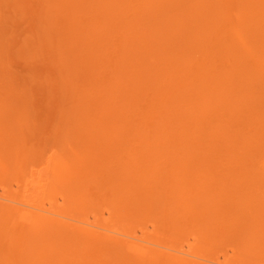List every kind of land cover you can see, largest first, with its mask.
<instances>
[{"label": "bare ground", "instance_id": "1", "mask_svg": "<svg viewBox=\"0 0 264 264\" xmlns=\"http://www.w3.org/2000/svg\"><path fill=\"white\" fill-rule=\"evenodd\" d=\"M73 3L80 4L75 11L80 9L82 15L75 16L77 20L68 17L66 26L73 27L72 32L63 26L59 32L78 31L90 40L86 48L91 55L97 49L101 58L114 54L115 59L101 66V60L93 61L85 48L78 57L76 50L68 55L63 51L64 56L55 49L50 52L56 55L52 53L56 61L52 67L60 63L56 58H64L62 71L63 66L70 67L68 63L76 67L74 73L95 66L104 70H93L86 88L81 74L76 81L71 77L72 88L62 99H74L66 101L74 111L68 115L65 109L59 111V105L54 114L58 118L51 119L63 116L64 128L60 120L55 129L48 128L44 123L49 116L34 120L25 106L28 89L24 87L25 99L17 97L16 86L7 79L9 71L0 72L3 80L8 76L1 88L12 87L0 97V173L12 169L9 176L19 179L20 186L28 169L21 164L43 158L40 186H34L36 178L31 177L24 191L34 188L37 196L50 188L54 193L63 184L61 200L67 207L73 201L77 205L104 201L108 216L121 221L119 231L127 226L124 219L149 221L151 228L166 234L165 239L178 241L191 233L193 241L188 250L183 244L159 250L160 244L151 243L148 236L149 240L130 236L128 227V233L122 232L136 240L121 238L115 225L112 229L94 224L90 217L78 218L82 212L76 218L79 208L70 216L69 207L63 208L65 213L56 208L53 212L46 205L20 202L2 192L0 264H207L212 261L204 258V252L219 247L231 248L234 257L224 263L227 259L222 256L223 264H264V0ZM50 14L46 18L53 21ZM34 43L38 46V41ZM79 58L86 63L82 69H77ZM58 70L64 76L58 80L69 85L70 74L68 78ZM142 241L150 243L145 246Z\"/></svg>", "mask_w": 264, "mask_h": 264}, {"label": "rangeland", "instance_id": "2", "mask_svg": "<svg viewBox=\"0 0 264 264\" xmlns=\"http://www.w3.org/2000/svg\"><path fill=\"white\" fill-rule=\"evenodd\" d=\"M43 1V2H42ZM60 1V2H59ZM6 2V3H5ZM53 2V3H52ZM74 2V0H72V2L71 1H68V0H0V25L2 26H0V34H1V32H2V34L0 35V72L2 73V74H4L3 72H7V70L9 71V73H10V78H7V79H11V80H9L8 82H10V83H12L13 85H11L10 84V86H13V87H15L16 86V91L14 90L13 91V94H16L17 95V97H20V98H23V99H25V96H26V91L25 90H27L28 89V94H27V101H26V103H25V106H27V107H29V113L30 112H33V114L32 115H34V117H33V119L35 120V116L36 117H38L39 118V116H44L45 118L47 117V116H49L48 117V119L46 120V122L44 123L48 128L50 127V128H52V129H55L60 123V126L62 127L63 126V128H64V126L66 125V122L64 121L65 119H63L62 117V120H61V118L60 119H56L57 120V122H56V120L55 121H52L51 119H53L54 120V118H56L55 116H54V114L55 113H57L58 111H57V107L60 105H62V107H61V109L62 110H59V111H63L64 109H65V113L66 114H68L69 115V113H67V112H71V110H72V106L73 105H71V103L69 104L70 105V107L67 105L68 104V102L69 101H71V100H74V99H71L70 98V100H66L65 99V101H63V99H62V97H64L65 95L64 94H67V93H69V89L70 88H72V85H73V83H74V81H73V79L76 81L78 78H77V76L79 75V74H81V76H80V81L81 82H85L84 83V85L82 86V88H86V87H88V84H90V82H91V78H93L92 77V74L94 73V71H97V67L95 66L94 67V69H93V67H92V69H90V71H87V72H85V70L83 69V70H80V72L81 73H79V72H75L74 73V71L76 70V67H71V65H70V63H68V65L71 67H68V66H63V71H62V66H61V60H63L64 58H61V57H59L58 59L56 58V60H58V61H60V63H58V64H55L56 65V67H57V69L55 68V65H54V67H52L53 65L51 64V63H56V61H54V58H51L53 55H55L54 54V51H59L58 53H61V56L63 55V53L65 52V53H67V55L68 54H70V53H72L71 51L73 50V51H75L77 54L74 56V57H78V55H79V51L81 52L82 50H83V48H85V50H86V53L87 54H89V55H91L88 51L90 50V47H87L86 48V46L89 44V42L88 41H90V40H88L85 36H83V34H81V33H79L78 31H75V32H73V34H75V35H73V34H68V33H64V30H63V32H59L60 30H62V29H60V27H66V31L68 32H72L71 30H72V28H71V30H68L67 28V26H66V24L68 25V17L70 18V19H72V20H74L73 19V17H75V16H78L80 13H78L77 12V10H80V9H78V8H80V7H78V6H80V4L79 5H77V4H75V3H73ZM56 3V4H55ZM64 3V4H63ZM68 3H69V5H68ZM52 5V6H51ZM9 6V7H8ZM75 6H77L78 8L76 9V11H75ZM70 8H72V9H74V11H69L70 10ZM71 9V10H72ZM63 10H65V12H63ZM66 10H68V11H66ZM41 11V12H40ZM61 11H62V13H61ZM86 12V16H88V12H87V10H85ZM45 13V14H44ZM51 13V14H50ZM56 13V16L53 18V15ZM60 13H61V15H60ZM49 14H50V18H52L53 19V21L52 20H49V17H47L46 18V16H49ZM69 14V15H68ZM58 15H60L59 17H58ZM65 15H66V17H65ZM74 15V16H73ZM80 15H82V14H80ZM79 15V16H80ZM39 16V17H38ZM44 17V21H42V22H40L39 20H41L42 19V17ZM38 18H39V20H38ZM46 18V19H45ZM79 18V17H78ZM81 18H82V16H81ZM75 19L77 20V17H75ZM84 19V18H83ZM81 20V19H80ZM62 21V24L60 23ZM65 21V22H64ZM59 22L60 23V26H58V24L57 23ZM78 22V21H77ZM56 24V25H55ZM73 24V23H72ZM54 25L56 26V28L54 27ZM76 24H74V26H75ZM70 27V26H69ZM4 32V33H3ZM40 32H42V33H40ZM36 33L39 35V36H36ZM35 37H37L35 40L36 41H38V43H36V44H38V46L37 45H35V46H32V44H35L34 43V41H33V43L31 44V39H34ZM44 38H46L45 39V41H44ZM25 39H26V41H25ZM38 39V40H37ZM23 40H24V42H23ZM43 40V41H42ZM28 41V42H27ZM48 41H49V44H48ZM30 42V43H29ZM45 42H47V46L45 45V44H43V43H45ZM71 42V43H70ZM25 43H28V44H26L27 45V47H26V45H25ZM30 44V45H29ZM42 44V46H46L45 47V50H44V48H43V50L41 49L42 47L40 46ZM51 44H55V45H51ZM59 44H62V46L59 48L57 45H59ZM3 45V46H2ZM20 46H21V49H20ZM52 46V47H51ZM3 47V48H2ZM33 47H35L34 48V50H31V48L33 49ZM30 48V49H29ZM38 48V49H37ZM53 49H55L52 53H53V55H52V53H50ZM2 50V51H1ZM18 50H19V52H18ZM28 51V53H25L26 51ZM33 51V52H31V51ZM43 52H42V51ZM66 50H67V52H66ZM7 51V52H6ZM61 51V52H60ZM64 51V52H63ZM70 51V52H69ZM12 52V53H11ZM25 54H23V53ZM35 52H37V54L35 53ZM75 52H73V53H75ZM8 53V54H7ZM18 53V54H17ZM23 54L24 55V57L23 56H21V54ZM32 53V54H31ZM3 54V55H2ZM56 54H57V52H56ZM60 55V54H59ZM113 55V56H112ZM111 55V58H110V56L109 57H107L106 59H104V58H101V55H100V52L97 50V49H95L94 51H93V53H92V55L91 56H93V61L94 60H101V66L102 65H104V63H108L109 64V62L111 63V61L113 62V59H115L114 58V54H112ZM56 56V55H55ZM58 56V55H57ZM64 56V55H63ZM70 56V55H69ZM30 57V58H29ZM32 57V58H31ZM73 57V58H74ZM80 57H81V55H80ZM29 58V59H28ZM70 58V57H69ZM26 59H28V60H30L31 59V62L32 61H35V62H28V60H26ZM2 60H4V61H2ZM41 60V61H40ZM79 60H80V62H77L78 63V66L79 67H77V69L78 68H80V69H82L81 67L82 66H84L86 63L84 62V61H82L80 58H79ZM91 60H92V57H91ZM110 60V61H109ZM54 61V62H53ZM68 61V60H67ZM106 61V62H105ZM2 62V63H1ZM108 64H105V65H108ZM58 65V66H57ZM115 65V64H114ZM2 66V67H1ZM59 66H60V71L58 70L59 69ZM116 67H117V65H115ZM104 67H106V66H103V68ZM111 68L110 69H112V70H114V66H113V64H111V66H110ZM113 67V68H112ZM5 68L6 69V71H5V69L3 70V69ZM66 68V69H65ZM75 68V70H73ZM50 69H53V70H50ZM108 69V68H107ZM107 69H105V70H107ZM56 70H58L57 72H61V74H65V76H67L68 78H69V74H70V78L72 77H74L73 79L71 78V82H70V84L69 85H67V86H64V83H63V79L61 80V78H60V81L58 80V76H59V74L58 73H56ZM67 70V71H66ZM73 70V71H72ZM94 70V71H93ZM3 71V72H2ZM48 71L50 72V71H52V73L53 72H55V73H53L55 76H56V74H58L56 77L53 75V76H51L50 77V75H52V74H50L49 76L47 75L48 74ZM37 73L38 72V74H37V76H36V74L34 75L33 73ZM69 72V73H68ZM71 72V73H70ZM98 73H103L104 72V70L102 71L101 69H99L98 71H97ZM9 73H8V75H9ZM43 73V74H42ZM2 74H0V84L3 82V81H5V82H3V83H6L7 82V80H5L6 79V77H8L7 75H6V77L4 78V80H3V75ZM6 74V73H5ZM4 74V75H5ZM33 74V75H32ZM60 74V75H61ZM95 74V73H94ZM39 75V76H38ZM40 75H42V76H40ZM94 76V75H93ZM35 77V78H34ZM59 77H64L63 75L62 76H59ZM29 79V80H28ZM53 80V81H52ZM21 82V84H20V82ZM16 82V83H15ZM52 82V83H51ZM60 84H59V83ZM48 83H50V84H48ZM77 83H79V82H77ZM76 83V84H77ZM52 84H54V85H52ZM81 83H79V85H80ZM8 84H6V86H7ZM26 85V86H25ZM64 87H63V86ZM85 85H87V86H85ZM1 86L2 85H0V97L3 95V96H6L5 94H8L7 92H8V89H9V91L11 90L12 91V87H8V89H6V87L3 89V88H1ZM21 86H23V87H21ZM78 86V84L76 85V87ZM85 86V87H84ZM3 87H4V85H3ZM24 87H26V88H24ZM66 87V88H65ZM69 87V88H68ZM19 88V89H18ZM17 90L19 91V92H17ZM1 91H2V93H1ZM5 91V93H3ZM25 91V92H24ZM21 92V93H20ZM31 92V93H30ZM60 92V93H59ZM56 93H59L60 95H61V97H58L59 96V94L57 95ZM2 94V95H1ZM19 95V96H18ZM68 95V94H67ZM95 95V97L96 96H98L97 94H94ZM83 97L84 96H81L80 95V99H83ZM2 98V97H1ZM79 98V97H78ZM98 98V97H97ZM76 100V99H75ZM66 101H68V102H66ZM78 102V101H77ZM74 104V103H73ZM34 105V106H33ZM65 105V106H64ZM20 106H23V104H20L18 107L19 108H21ZM64 106V107H63ZM95 107V106H94ZM23 108V107H22ZM70 108V109H69ZM31 110V111H30ZM57 112H56V111ZM72 111H74V110H72ZM76 112V111H75ZM60 113V112H59ZM58 113V114H59ZM71 113H73V112H71ZM31 114V113H30ZM61 114V113H60ZM60 114H59V116H60ZM39 115V116H38ZM71 116V115H70ZM72 116H73V114H72ZM54 117V118H53ZM69 117V116H68ZM42 118V117H41ZM58 118V117H57ZM65 118V117H64ZM66 119H67V116H66ZM70 119V118H69ZM60 120V123L59 124H57L58 123V121ZM68 121V120H67ZM71 121V120H70ZM73 121V120H72ZM49 122H51L52 124H54V126L52 125V124H50ZM55 122H56V125H55ZM65 122V123H64ZM68 126V125H67ZM33 127V126H32ZM66 127V126H65ZM50 133H52L51 131L50 132H48V134H50ZM50 149V148H49ZM51 150V149H50ZM49 150V151H50ZM52 151V150H51ZM51 151L50 152H48V154H50L51 153ZM0 155H2V152L0 151ZM1 157V156H0ZM43 159V158H42ZM41 159V160H42ZM38 159H35V161H34V159H31L30 161H28L27 163H26V165L25 164H21V167H23V166H27L28 167V169H27V167H23V168H25V169H23V170H26L27 169V171H26V173H24V174H26V176H24L25 178H26V181H28V180H30V178L32 177V179H34V178H36V183H35V185L34 186H40V183L42 182V179H41V181H40V183L38 182V179L37 178H40V177H42V175L40 176V173L43 171V172H45V170L43 169L44 167H45V164L44 165H40L39 166V163L41 164V160H40V162H39V160L37 161ZM36 162V163H35ZM32 164H34L33 166H32ZM28 165H31L30 167L28 166ZM36 165V166H35ZM38 165V166H37ZM43 167V168H42ZM7 168H9V167H7ZM22 169V168H21ZM20 169V170H21ZM11 170L12 169H10V171H9V169H6V171H3L4 173H5V176L4 177H2L4 174H2V173H0L1 174V176H0V178L2 179L3 178V180L6 178L7 180H4V181H1L0 180V193H5V195L7 194V195H9V196H11L12 198L14 197L15 199H18V201H20V202H30V203H33V204H36V205H39V206H42V205H46L45 206V208L47 209V207H48V209L50 208L51 209V211H53V212H57L56 210H58L59 212H60V210H61V213H65L64 212V209L66 210L68 207V215H72V214H74L73 212H74V209L76 208V210H75V212L78 210V208L79 209H81V211L79 212V213H75L74 215L76 216V218L79 216V214L82 212V214H81V216H79L78 218H81V219H84V217H87V218H89L88 220H90V221H92L93 220V223L95 222V221H97L96 223H98V225H99V223H104V224H102L101 226H103V227H107V226H111V228L113 229V227L112 226H117L116 227V229H115V231L117 230V231H119L118 230V227L119 226H122V224L120 225V222L118 221L119 219L118 218H115V217H110V216H108V214H107V206H108V204H106V202H105V204H103L104 203V201H100L103 205L102 206H99V203L100 202H98V204L97 203H95V202H92V204H84V205H86V207H88V209L87 208H85V207H83L84 205H82V204H80V203H78V205L77 204H75L76 202L75 201H71L72 202V205L71 206H68L67 207V204L65 205V203H63L62 202V198H61V194H62V192L64 191V189H66L64 186L65 185H63V184H60V187H59V191H56V192H54V193H52V192H50L51 190H50V188L49 189H47L48 190V192L49 193H47V190L45 191L46 193H44V194H41V195H37V196H35L34 194H36V192H34L36 189H34V188H32V190L30 189L29 191L27 190H25L24 191V188H25V183H26V181L24 180V179H22V180H24V181H21V183H19L20 184V186L19 185H17L16 184V180H19V179H17V178H15L14 179V177H11V176H9V174L11 173V175H12V172H14V171H12L11 172ZM31 170V171H30ZM9 172V173H8ZM20 174H23V172H21L20 171ZM23 174V175H24ZM37 174V175H36ZM44 174V173H43ZM36 177H35V176ZM13 176V175H12ZM19 178V177H18ZM23 178V177H22ZM43 178V177H42ZM20 179H21V177H20ZM6 181V182H5ZM15 181V182H14ZM18 183V182H17ZM14 184V185H13ZM29 186H31V185H29ZM11 187V188H10ZM64 187V188H63ZM21 188V189H20ZM3 189V190H2ZM27 189V188H26ZM60 189H62L61 191H60ZM7 190V191H6ZM50 190V191H49ZM10 191V192H9ZM23 192V193H22ZM32 192V193H31ZM28 193H29V195H28ZM57 193H58V195H57ZM14 194V195H13ZM59 194H60V196H59ZM45 195V196H44ZM44 196V197H43ZM20 198H21V200H20ZM39 198V199H38ZM58 198V199H57ZM24 199V200H23ZM36 200V201H35ZM48 200H49V202H48ZM34 201V202H33ZM43 201V202H42ZM47 201V202H46ZM46 203V204H45ZM64 204V205H63ZM96 204H97V206H96ZM77 205V206H76ZM82 205V206H81ZM105 205H106V207H105ZM75 206V207H74ZM22 207H26V206H22ZM73 207V208H72ZM82 207H83V209H82ZM99 207V208H98ZM56 208V210H54ZM60 208V209H59ZM64 208V209H63ZM49 209V210H50ZM53 209V210H52ZM70 209H71V211H70ZM87 211H86V210ZM102 209V210H101ZM106 209V210H105ZM38 210V209H37ZM82 210H85V211H82ZM32 212H36V213H40V211H36V210H32ZM70 212H72V213H70ZM78 212V211H77ZM103 212V213H102ZM96 215V216H95ZM103 215V216H102ZM53 217H55V215L53 216ZM58 217V216H57ZM83 217V218H82ZM96 217V218H95ZM62 217H60V219H61ZM74 218V217H73ZM98 218V219H97ZM128 218V217H127ZM130 218V217H129ZM62 220H64V219H62ZM87 220V219H86ZM121 220H123V219H121ZM125 221H126V219H124ZM131 220V219H130ZM66 221V220H65ZM68 221V220H67ZM125 221H123L124 222V224H123V226H125V225H127L126 226V228L125 227H123V228H125V230L127 229V227H128V231H129V234H130V236L131 235H134V234H137V235H135L136 237H144V239H146L147 238V236L150 238V240H151V243H157V244H160V246L161 247H157V245H152V244H148V246H150L151 248H155V249H157V248H159V250L162 248V250L163 249H165V250H163V251H168L166 248H164V247H172V246H174V247H179V245H181L182 246V244L184 245V247L182 246V248L184 249V250H188V246H189V244H190V241H191V243H192V239H191V233H189V235L188 234H185V235H183L182 237L183 238H180V239H178V241L177 240H174L173 241V239L171 240V239H169L168 237L165 239L164 238V236L166 235V234H164V233H162L161 232V230H158V231H156V230H154L153 228H151V222H149V221H145L144 223H142V222H136V221H130V222H132V224L135 222V224H133V225H130V224H127V222L129 221V220H127V222H125ZM118 222V223H117ZM122 222V223H123ZM130 222H128V223H130ZM108 223V224H107ZM115 223H117V224H115ZM148 223V224H147ZM95 224V223H94ZM107 224V225H106ZM128 225H130V226H128ZM137 225H139L138 227H136ZM114 226V227H115ZM132 226V227H131ZM135 226V227H134ZM142 226V227H141ZM146 226V227H145ZM149 227V228H148ZM107 228H109V227H107ZM111 229V230H112ZM143 229V230H142ZM153 229V230H152ZM125 230H121V231H119L120 233L122 232V231H125ZM149 230V231H148ZM128 231L126 232V233H128ZM155 231V232H154ZM109 232V234L110 233H112L111 231H108ZM107 232V233H108ZM124 232V233H125ZM154 232V233H153ZM120 233H118V235H116V233H112L113 235H116V236H118L119 237V235H120ZM123 232H122V234L120 235V237L121 238H126L125 240H131V241H134V240H136V239H134V238H132V237H129L128 239H127V234H124ZM142 233H143V235H142ZM162 233V234H161ZM125 235V236H124ZM142 235V236H141ZM154 235H155V238H154ZM166 237V236H165ZM149 238L148 239H146V240H149ZM189 238V239H188ZM155 241H153V240ZM183 239H185V240H183ZM165 240L167 241L166 243H165ZM138 242H140L139 240H137ZM136 241V242H137ZM171 241H172V243H171ZM185 241H187V242H185ZM145 242V243H144ZM147 242H149V241H147ZM147 242L146 241H142V244H145V246H146V244H147ZM141 243V242H140ZM150 243V242H149ZM166 244H168V245H166ZM170 245V246H169ZM157 247V248H156ZM226 248H228V247H226ZM218 249H221V250H218ZM222 249H224L223 247L222 248H217V250H214V251H207V252H204V258L205 259H210L209 261H212V262H207V264H209V263H212V264H214L213 262H217V260L219 261V262H222V264H223V257L225 258V259H227V260H224V263H226L225 261H229L230 262V259L231 258H233L234 259V257H232V251H231V248H228V249H230V250H227V249H224V251L222 250ZM217 251H219V252H217ZM226 251V252H225ZM228 251H229V253H228ZM203 253V252H202ZM201 253V254H202ZM220 253H222V254H220ZM224 253V254H223ZM228 253V255L229 256H227V255H225V254H227ZM231 254V255H230ZM219 255V256H218ZM216 256V257H215ZM223 256V257H222ZM124 257H128V255H126V254H124ZM231 257V258H230ZM213 258H216V259H214L213 260ZM221 258V259H220ZM232 259V260H233ZM207 260V261H208ZM204 262H206V260L204 261ZM215 262V263H216ZM219 262H217L218 264H219ZM256 262V264L258 263V261H255ZM216 263V264H217ZM249 263V262H248ZM221 264V263H220ZM253 264V263H252ZM255 264V263H254Z\"/></svg>", "mask_w": 264, "mask_h": 264}]
</instances>
